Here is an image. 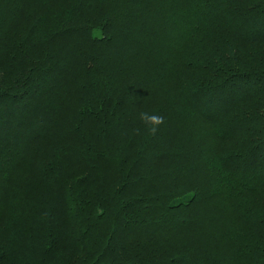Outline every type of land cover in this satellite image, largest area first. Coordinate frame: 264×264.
I'll return each instance as SVG.
<instances>
[{"label": "trees", "instance_id": "1", "mask_svg": "<svg viewBox=\"0 0 264 264\" xmlns=\"http://www.w3.org/2000/svg\"><path fill=\"white\" fill-rule=\"evenodd\" d=\"M0 264H264V0H0Z\"/></svg>", "mask_w": 264, "mask_h": 264}, {"label": "clouds", "instance_id": "2", "mask_svg": "<svg viewBox=\"0 0 264 264\" xmlns=\"http://www.w3.org/2000/svg\"><path fill=\"white\" fill-rule=\"evenodd\" d=\"M139 119L149 130L150 133H155L159 126L164 122V117L158 113L141 112Z\"/></svg>", "mask_w": 264, "mask_h": 264}]
</instances>
